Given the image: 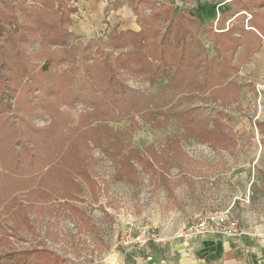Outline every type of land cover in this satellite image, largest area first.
<instances>
[{"label":"rangeland","instance_id":"rangeland-1","mask_svg":"<svg viewBox=\"0 0 264 264\" xmlns=\"http://www.w3.org/2000/svg\"><path fill=\"white\" fill-rule=\"evenodd\" d=\"M31 1L0 0V13L15 21L0 22V264H134L129 253L148 252L122 247L124 234L149 229L169 239L217 210L230 211L241 236L262 232L264 0H202L230 8L209 26L190 14L195 0H151L192 18L173 26L153 20L149 0H129L136 32L154 40L171 25L187 60L181 74L173 69L155 84L121 72L125 88L98 80L102 57L135 49L108 50L113 30H130L117 21L123 1L99 0V21L95 0H66L77 9L66 22L52 1ZM251 6L256 17L243 11ZM55 26L68 30L64 48L44 39ZM199 128L226 136H210L216 147L201 143L192 136ZM85 133L93 137L82 158L90 181L65 165L68 146Z\"/></svg>","mask_w":264,"mask_h":264},{"label":"trees","instance_id":"trees-1","mask_svg":"<svg viewBox=\"0 0 264 264\" xmlns=\"http://www.w3.org/2000/svg\"><path fill=\"white\" fill-rule=\"evenodd\" d=\"M45 0H32L31 2H41ZM52 1L54 6L53 9H56L57 14L61 16L62 21L66 22L69 21V17L71 14L77 11L76 8H71L68 6V2L66 0H49ZM144 2L146 0H143ZM151 0L147 2V7H150L151 10H154V16L153 20L155 21L156 19L158 20V17H162L163 21L165 22L166 20L171 19L172 26L173 23L180 18H184L183 16L186 15L185 17L188 16L187 20L192 21L191 17L188 14H183V13H177L172 11V9L167 6V7H162L158 8L161 6H158L157 3H153L152 5H149ZM158 6V7H157ZM140 6L134 5V11L136 15L138 16V20L140 19ZM253 7H257L254 6ZM251 8L243 10L244 12H249L251 11ZM252 12V11H251ZM34 12L31 10V14ZM238 12L237 14H239ZM0 22L2 23L1 26L3 28L5 27H11L14 26V20L13 18H5V16L0 13ZM182 15V16H181ZM254 17L257 16V14H253ZM256 15V16H255ZM29 16V15H28ZM7 17V16H6ZM253 17V18H254ZM38 22V21H37ZM140 22V20H139ZM40 23V22H38ZM176 26L177 32H183L184 31V24L182 21L178 22L176 25H174V28ZM47 29V28H46ZM43 30L42 32L45 33L46 36H44V39L47 44H54V45H59V47L64 48L66 47V41H67V36L68 35V30H61L60 28L56 29V26L53 28L49 27V30ZM172 28L171 25L168 26L166 29V32L164 34H160L159 32H156L155 37H151L154 40H149L150 36L149 34L146 35V31L143 29L140 32L128 30L125 32H120L118 30H113L108 36L109 44H108V50L110 52H114V50H125L128 47H134V50L129 51L128 53L124 54H119L118 57L112 58V55H107L102 57L103 59V67L104 73L102 76L99 75L98 80L100 82L102 81L103 84L108 85L109 87H115L119 86L120 88H125V81L121 79L120 73H127L130 76H135L139 77L140 75L145 74L150 81L155 84L158 80H160L162 77L167 78L168 75L171 74V71L174 69L175 73L181 74L183 72V68L185 67V62L187 60V57L185 56V51L179 52L178 48L180 46V41L183 44L181 47L184 48L183 46L185 45L184 41L180 38H177V41L173 43L170 39V35L172 33ZM262 36H264V31L259 30ZM38 33V32H36ZM35 33V34H36ZM176 34V32H175ZM185 36V34H184ZM159 38V39H158ZM49 41H48V40ZM255 50L260 51L263 45V40L261 37L255 35ZM240 40H237L236 46H240ZM45 43V42H44ZM157 61V62H155ZM213 68V67H212ZM212 68H208L209 71H214ZM221 82L222 80H218ZM198 82H202L201 80ZM209 81L204 79V83L207 84ZM218 82V83H219ZM124 83V84H123ZM170 82H168L169 84ZM224 83H219L218 84V89L222 87ZM214 87L213 89H215ZM217 89V88H216ZM114 92H118L115 91ZM202 92H206L205 90H202ZM216 127V126H215ZM197 134V135H196ZM196 134L192 135L194 137H197L201 143H207L210 142V136L212 137H223L226 136L223 132H220L218 129L216 130H209L205 128H199L196 131ZM211 137V138H212ZM93 138L92 134L85 133L79 135L78 139L76 141H72L71 144L68 146L67 150L65 151L64 155L67 154V157L69 155L72 157L71 161H66L65 165L68 168L70 165H73L74 168H76V172L78 175L82 177L83 180L85 181H90V178L88 177V174L85 169V165H83V160L82 158H86L88 154L85 151V149L90 148V139ZM211 143V142H210ZM216 147L215 144L211 143ZM84 147V151H83ZM81 149V150H80ZM85 155L84 157L81 156ZM81 158V159H80ZM88 158V157H87ZM128 158V157H127ZM124 159L123 162L126 164V166L131 167L132 165L129 162V159ZM89 162V161H88ZM73 183L74 187L76 186V191L75 193L79 195L81 193V186L77 183ZM80 190V191H79ZM55 262L53 264H56L57 260H54Z\"/></svg>","mask_w":264,"mask_h":264},{"label":"crops","instance_id":"crops-1","mask_svg":"<svg viewBox=\"0 0 264 264\" xmlns=\"http://www.w3.org/2000/svg\"><path fill=\"white\" fill-rule=\"evenodd\" d=\"M120 1L123 2L116 12L118 23H122L121 28L127 27V29L137 31L132 24L133 10L127 8L129 0ZM194 3L195 8L190 11V14L204 26H209L219 14H225L230 9L228 6L202 0H195ZM91 9V12H95L92 19L96 17L100 21V13L103 11L102 3L95 0ZM92 22L95 23V21ZM83 27L77 24L75 33H84L83 30L87 27ZM263 234L264 229L260 233L255 231L241 237L205 236L185 245H172L170 249H166L165 253L152 252L142 255L131 252L129 254L134 264H264V238L261 237ZM150 257L151 260H148Z\"/></svg>","mask_w":264,"mask_h":264},{"label":"built area","instance_id":"built-area-1","mask_svg":"<svg viewBox=\"0 0 264 264\" xmlns=\"http://www.w3.org/2000/svg\"><path fill=\"white\" fill-rule=\"evenodd\" d=\"M235 227L237 225L229 210L209 211L203 213L196 222L185 227L183 232L169 239L163 234L143 229L136 234H124L121 245L128 250L137 249L152 253L155 246H165L173 242H177L176 244L181 246L203 236H241L242 232H239ZM148 260H151V257Z\"/></svg>","mask_w":264,"mask_h":264}]
</instances>
